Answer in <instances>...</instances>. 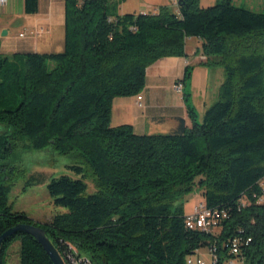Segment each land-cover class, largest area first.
Returning a JSON list of instances; mask_svg holds the SVG:
<instances>
[{"label":"trees","instance_id":"1","mask_svg":"<svg viewBox=\"0 0 264 264\" xmlns=\"http://www.w3.org/2000/svg\"><path fill=\"white\" fill-rule=\"evenodd\" d=\"M231 1L202 8L199 0H178L176 13L160 6L155 14L119 15L110 0H64L62 52L0 54V235L18 224L39 226L65 264H186L211 246L216 264H226L234 237L244 264H264V203H257L264 199V0L261 13ZM37 4L24 0V13L35 14ZM188 38L201 43V65L224 74L201 122L185 93L187 66L176 84L189 128L182 120L169 134L111 127L113 100L139 95L158 60L187 57ZM19 142L77 153L69 169L81 178L46 185L53 205L67 212L41 225L8 205L23 173L9 163ZM88 179L95 188L89 194ZM195 189L207 208L227 213L218 235L186 228L183 204ZM13 243L19 264H52L23 233L2 243L0 264Z\"/></svg>","mask_w":264,"mask_h":264},{"label":"crops","instance_id":"2","mask_svg":"<svg viewBox=\"0 0 264 264\" xmlns=\"http://www.w3.org/2000/svg\"><path fill=\"white\" fill-rule=\"evenodd\" d=\"M133 1L136 9H132ZM216 1L199 0V6L206 8ZM251 1L246 0V6ZM237 2L240 6L243 4V0ZM257 5L261 6V0H258ZM160 6H167L175 13L178 11L171 0H124L118 6V12L123 15L128 7L127 11L138 10L134 14H147L148 10H153L151 14H155ZM64 16V0H38L37 12L32 15L24 13V0H7L0 9V54L11 56L25 53L53 54V50L62 52ZM3 31H6L4 36ZM200 45L199 40L188 38L185 44L187 57L164 58L149 66L146 69L145 87L139 95L113 100L110 126L129 124L135 133V128L143 132V126L146 125H150L151 131L154 125H165L163 130L172 133L177 130L179 120H182L189 128L191 121L187 117L182 92L178 93L174 89V85L182 79L185 68L193 66L190 77L192 103L194 110L200 114H204L211 101L199 98L197 89L209 88L213 82L218 93L224 76L222 68L216 65H201L206 57L201 55Z\"/></svg>","mask_w":264,"mask_h":264},{"label":"rangeland","instance_id":"3","mask_svg":"<svg viewBox=\"0 0 264 264\" xmlns=\"http://www.w3.org/2000/svg\"><path fill=\"white\" fill-rule=\"evenodd\" d=\"M112 1V0H110ZM124 0H117L114 3L116 6V13L118 12V6L123 3ZM145 2V1H144ZM232 5L237 7H243L250 9L255 13L262 12V5L258 7V0H252L249 6H246V0H243V4H239L237 0L231 1ZM132 9H136L135 1L132 3ZM262 4V0H261ZM157 8V7H156ZM154 8V9H156ZM2 9V7L0 8ZM124 14H134L138 13L132 12V10L127 11ZM153 10H148L147 14H151ZM54 53H59L61 51L53 50ZM264 52V47H263ZM192 74V73H191ZM222 80L224 76L222 75ZM197 89V87H196ZM217 88L212 85L206 87L205 89H197L198 97L205 99H210V105L217 101ZM185 93L188 95L189 104L193 106L192 103V94H191V79L186 80L185 85ZM208 106V107H209ZM196 112V120L197 122H201L203 114H200L198 110ZM165 127V125H164ZM163 126L154 125L153 130L151 131L150 125L143 126V132H140L137 128H135V134L143 135V134H169L170 132L163 130ZM3 127L0 126V132H2ZM23 143L19 142L17 148L13 152L10 157L9 163L12 166L18 168V170L23 173L18 174L14 179L12 189L8 196V205L11 206L13 212L24 213L33 223H37L39 225L47 223L51 217L57 213H65L67 212L64 208L55 207L53 205L52 199L49 196L46 185L52 178H57L59 176H68L72 179H80V176L75 175L70 169V166L75 165L78 160L76 158L77 153L72 152L68 155H60L53 151L50 147H47L43 150H32L26 149L23 147ZM36 179V182L25 187V183L30 179ZM87 184L86 193H92L95 191V188L92 185V181L85 180ZM201 190L195 189L193 194L184 201V214L190 215L193 211L195 205L201 202ZM218 232V231H217ZM217 234V233H216ZM19 244L13 243L11 247L8 249L5 255V264H19ZM199 258L204 260L206 264L211 263V258L208 254V250L206 248L201 249L199 252Z\"/></svg>","mask_w":264,"mask_h":264},{"label":"built area","instance_id":"4","mask_svg":"<svg viewBox=\"0 0 264 264\" xmlns=\"http://www.w3.org/2000/svg\"><path fill=\"white\" fill-rule=\"evenodd\" d=\"M7 0H0V8L6 4ZM173 6L178 7V0H171ZM176 92H182V85L180 83L174 85ZM259 187L264 192V179L259 182ZM257 203H264V199L261 197L257 200ZM246 201L241 200V205L244 206ZM228 218L227 213L224 210L209 209L206 207L204 202H199L194 206L193 211L190 215L185 216V226L187 229L192 231L207 232L213 235H218V227L221 226L222 222ZM217 233V234H216ZM248 239L245 244L249 243ZM228 253L231 256L226 264H244V259L241 257V239L239 238H229L227 240ZM199 252V251H198ZM198 252L194 256L186 258V264H206L204 260L199 258ZM208 254L211 258L210 264L217 263V248L211 246L208 248ZM70 264H91L87 259L81 258L76 260H71Z\"/></svg>","mask_w":264,"mask_h":264},{"label":"water","instance_id":"5","mask_svg":"<svg viewBox=\"0 0 264 264\" xmlns=\"http://www.w3.org/2000/svg\"><path fill=\"white\" fill-rule=\"evenodd\" d=\"M2 35H6V31H3ZM17 233H23L31 236L41 246L52 264H65L60 254L47 238L45 231L39 226L18 224L8 229L2 235H0V247L2 243L5 242L9 237L14 236Z\"/></svg>","mask_w":264,"mask_h":264},{"label":"bare ground","instance_id":"6","mask_svg":"<svg viewBox=\"0 0 264 264\" xmlns=\"http://www.w3.org/2000/svg\"><path fill=\"white\" fill-rule=\"evenodd\" d=\"M218 231H219V227H218Z\"/></svg>","mask_w":264,"mask_h":264}]
</instances>
